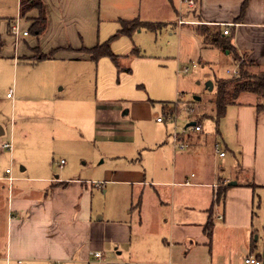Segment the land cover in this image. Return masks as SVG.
<instances>
[{
    "label": "rangeland",
    "instance_id": "rangeland-1",
    "mask_svg": "<svg viewBox=\"0 0 264 264\" xmlns=\"http://www.w3.org/2000/svg\"><path fill=\"white\" fill-rule=\"evenodd\" d=\"M103 3L105 15L98 31L99 43L109 40L111 51L119 55L121 70L117 71L109 57H101L97 64H88L92 69L86 77L78 78V88L82 87L83 91L77 97H88L92 105L95 100L101 99L120 103L122 113L139 102L147 103L149 109L143 119H133L130 113L121 116L124 124L115 130L105 131L108 137L94 132L95 109L93 113L88 111L85 119L78 113L77 122L66 123L77 126V132L82 136L69 142L61 134L72 129L67 124H60L66 118L55 121L53 127H41L37 140L33 131L34 125L41 121L39 117L12 118L17 124L12 129L8 127V132L1 136L12 143L11 152L4 150L8 163L5 158L1 174L9 168L15 178L11 195L29 199L45 196L50 200L45 217L41 219L45 225L46 240L43 242L41 237H37L35 229L23 232L21 239L29 241L32 237L37 245L50 252L46 256L52 258L46 263L41 259L40 262L27 261V246L21 241L16 243V246L24 244L21 248L17 247L18 251L6 253V248L15 243L7 220L5 191V210L0 209V264H55L58 254L51 253V250L59 246L55 228L61 217L81 222L89 217L90 224L81 232L83 226L80 223L78 231L81 236L89 235L90 247L85 252L78 250L71 260L58 259L60 264H89L88 261L94 259V252L103 254L108 260H127V254H130L131 262L135 260L137 264H221L223 256L213 243L210 251L207 246L194 244L188 252L185 247L181 249V245L172 249L168 244L173 237L182 234L186 226H181L180 217L183 214L172 205L171 186L164 182L170 181L173 168L178 174L177 179L190 176L193 172L197 179L203 177V180L216 184V189L223 186L225 176L234 174L237 160H240L241 147L236 135L240 118L252 135L256 129L259 130L260 150L264 151V121L257 124L253 105H230L218 122L211 118L215 79L227 76L226 70L231 69L235 62L249 60L244 54L235 52L231 54V62L224 53L202 48V38L196 34L193 25L178 24L180 19L187 18L184 1L180 4L177 0H103ZM15 11V0H0V15L11 16ZM134 17L153 27L143 26L129 34H119L120 18ZM32 53L34 58L41 54L37 49H33ZM192 64L196 66L192 67ZM186 66H190L187 73L182 71ZM250 71L257 69L250 67ZM208 81L214 84L212 90L206 86ZM194 97L200 100H194ZM252 97L247 96L245 100ZM163 103H173L172 107L177 111L166 115ZM157 118L162 122H157ZM190 122L200 124L203 131L190 130L186 137L191 145L184 150H174L169 134L183 132ZM122 126L128 128L131 137L123 138L124 132L119 129ZM28 129L30 132L27 134ZM216 129L219 134L215 133ZM164 142L165 148L159 149ZM215 142L227 147L225 157L216 155ZM45 149H48L47 152ZM41 162L52 165L53 170L40 172ZM125 171L145 174V182L124 181L125 177L120 172ZM55 175L66 180L68 187L51 190L49 180ZM157 192L168 198V205L161 204V200L154 202ZM194 192L202 198L207 189ZM189 197L187 193L180 195L186 200ZM18 214L21 219L22 214ZM141 223L143 225L139 226ZM65 228L63 225L58 227L63 237L65 235L61 230ZM186 229L193 232L192 228ZM140 240H147L146 247L138 248ZM191 240L194 241L193 238ZM232 264L244 263L241 257H236Z\"/></svg>",
    "mask_w": 264,
    "mask_h": 264
},
{
    "label": "crops",
    "instance_id": "crops-1",
    "mask_svg": "<svg viewBox=\"0 0 264 264\" xmlns=\"http://www.w3.org/2000/svg\"><path fill=\"white\" fill-rule=\"evenodd\" d=\"M15 1L16 11L14 15H0V131L2 132L0 134V203H2L0 209L3 208L5 210L3 197L6 191L7 220L10 225L11 238H13L15 243L12 247L10 245L6 248V253L11 254L12 250L14 252L18 251L17 247L21 248L24 244L16 246V243L21 241L27 246V261L40 262L41 259L46 263L47 260L52 258V256H46V253L50 252L46 248L44 249L42 246L37 245L32 237H30L31 240L29 241L21 238L26 230L33 232L31 230L35 229L37 237H41L43 242L46 240L45 225L41 219L45 217L50 206V200H47L45 196L41 198L36 196L29 199L23 196L15 197L11 195V186L15 178L11 175L9 168H5L1 174L3 169L1 164L5 162V158L8 163V157L4 151L6 149L1 148V143L10 142L6 140L7 137L2 138L1 136L8 132V127L12 129L17 124V122H13L12 118L14 116L20 118L34 115L43 122L47 120L46 123L40 124L39 122L41 121H39L34 125L35 132L33 131V133H36L34 138L37 140L41 127L47 128V125L52 126L55 121H63L65 118L66 121L61 122V125L67 124L66 122L68 121L77 122L76 115L78 113H80L82 119H85L88 111L93 113L95 109L94 118L92 117L94 119V132L101 137H105L104 135H107L105 131L115 130L122 123L124 124L121 116L130 113L133 119L136 117L143 119L145 111L149 109V105L144 102L134 103L129 111L126 110L122 113L120 103L101 99L95 100L92 105L88 97H77L83 91L82 87L78 88V78L82 79V76L85 75L84 77H86L87 73L90 72L92 67H89L88 64H97L98 62L89 59L84 48H89L99 43L98 31L102 16L105 15L103 0ZM28 1L39 2L44 7L47 24L45 31L40 36L31 33L29 26L34 18L39 16L41 9L37 5L30 6ZM129 1L131 2V0ZM177 1L183 4L184 0ZM244 1L193 0L192 6L186 3L187 18L182 15L185 20L180 19L178 24L193 25L194 31L202 38V42H204L203 36L197 31L199 26H220L222 30L221 37L230 41L232 52L227 49H221L216 41L211 44H203L202 48H211L217 50L218 53H224L231 62V54L240 52L249 61H253L257 69L263 70L264 0H246L245 8L241 12V5ZM121 20L129 19L120 18ZM15 22L20 25L21 29L28 31L26 35H20L18 39H15L12 33V26ZM225 28L229 29L226 35L223 34ZM33 49H37L44 54L53 51V56L48 59L34 60ZM235 63L231 69L226 70L227 74H230L231 70L236 67ZM245 105L254 106L251 102H242L233 106L244 107ZM8 117L10 118L9 121ZM256 121L257 124H261L264 121V110L260 113L256 111ZM157 122L162 121L157 120ZM191 123L187 124V129L189 130L186 129L183 132L175 131L169 134L172 138L169 139V142L174 150H184L174 145L173 135L175 134L183 140L186 139L187 147L191 145L186 137V134L191 130L189 128ZM24 125L27 128V125ZM67 125L72 127L73 124L69 123ZM77 129V126H73L72 129L63 131L61 133L62 137L68 142L77 137L81 138L82 135L77 132ZM119 129L121 130L120 132H124L123 138L132 136V134L128 135L130 133L128 128L122 126ZM27 131L28 134L30 131L29 129ZM215 133L219 134V130L216 129ZM27 134L24 135L29 138ZM236 135L237 143L241 147L239 150L240 160H237L234 174L225 176L223 186L226 185V187L223 205L221 203L219 206L218 203L214 202L216 184L203 180V177L197 179V175L193 172L190 176L177 179L178 174L172 168L171 179L168 182H164V184L171 186L170 197L172 205L177 206V211L183 214L180 217L181 226L192 228L193 232L191 233L185 228L182 234L173 237L168 244L172 246V249H177L181 245V249L185 247L188 252L194 244L207 246L210 251L211 243H213V245L217 246L218 253L223 256V260H220L221 264H232L236 257H241L244 263V258L248 256L255 257L260 264H264V151L260 150V140L258 141L259 130L256 129L252 135L242 118L238 119ZM183 136L186 138L184 139ZM165 144V142L160 144L158 148H165ZM49 145L47 144V146ZM222 149L225 151L224 156H219L215 152L219 158L226 156L227 147L223 146ZM47 150L45 149L46 152ZM40 168L39 170L42 173H48L49 170H53L52 165L44 162H41ZM6 169H9L10 172L6 173ZM120 174L125 177L124 181L145 182V174L142 175L141 172L125 171L120 172ZM134 176H137V178ZM8 177H11L12 180L9 181ZM49 181L50 189L53 191L58 188H67L69 185L66 180L59 178L58 175H55L54 179ZM249 184H255L256 186L252 187ZM203 188L207 189V194L202 195V198H200L199 195L195 194L194 190ZM185 193L190 195L187 200L180 198V195ZM157 194L158 196L154 202L161 200V204L164 206L168 205V198H165L159 192ZM143 205L144 199L140 206V212H142ZM18 213L22 214L21 219L18 218ZM209 219L213 221L210 240L204 231V225ZM80 223L83 226L81 228L82 232L86 225L90 224L89 217L84 222L75 219L64 220L63 217L59 219V223L55 228V234L59 238L56 241L59 246L51 250V253L58 254V256H55L57 264H60L57 262L58 259L68 261L74 257L78 250L85 252L89 249V235L81 236V232L78 231V227L81 226ZM60 225L66 227L61 230L65 237L58 230ZM142 225L141 223L139 226ZM253 234H255L254 239L252 238ZM10 244H12L11 239ZM146 245L147 240L138 242L139 249L146 247ZM95 253L98 252H94V259L92 261L89 260V264H137L135 260L131 262L130 259L132 257L130 254H127V260H108L103 254L98 253L99 256H95ZM89 254L92 255V252L89 251ZM162 264L166 263L163 262Z\"/></svg>",
    "mask_w": 264,
    "mask_h": 264
},
{
    "label": "trees",
    "instance_id": "trees-1",
    "mask_svg": "<svg viewBox=\"0 0 264 264\" xmlns=\"http://www.w3.org/2000/svg\"><path fill=\"white\" fill-rule=\"evenodd\" d=\"M28 4L30 6L37 5L38 8L41 9L39 16L34 18L33 22L29 26V31L31 33L35 34L36 36H40L45 31L47 24V18L44 14V7L36 1H28ZM245 5L246 0L241 5V12H243ZM143 26H147L149 28L153 27L152 24L140 21L137 18L121 20L118 33L129 34L133 30ZM197 31L201 34V36H203L204 45L211 44L216 41L218 42V45L221 49H227L229 52H232V45L230 41L221 37L222 30L220 26H199ZM84 50H86L85 52L87 53L88 58L94 62H97L101 57H109L117 68V71L121 70L119 55H116L111 51L109 40L102 43H97L89 48H84ZM52 52L48 54L40 52L41 54L34 58V60L52 58ZM235 64L238 67V75L227 74V76L218 77L215 79V94L214 98L211 100L213 112L211 118L216 122H218L224 116L227 107L230 105L242 102H251L254 104L257 113H260L264 110V69H257V66L254 65L255 63L253 61L246 62L244 59L240 62L237 61ZM250 67H255L257 71L251 72ZM247 96H250V98L251 96L253 97L252 99H249L250 101H246L245 99ZM169 104L171 105L170 108L167 107ZM169 104L163 103V106H165L164 109L166 115H172L177 111V108H174V106L172 107L173 103ZM61 184L64 185L65 183ZM249 186L255 187L256 185L249 184ZM225 187L226 185L216 189L214 202L222 203L223 205ZM212 227L213 221L209 219L204 225V231L209 240L211 239Z\"/></svg>",
    "mask_w": 264,
    "mask_h": 264
},
{
    "label": "built area",
    "instance_id": "built-area-1",
    "mask_svg": "<svg viewBox=\"0 0 264 264\" xmlns=\"http://www.w3.org/2000/svg\"><path fill=\"white\" fill-rule=\"evenodd\" d=\"M184 2L187 3L189 6H192L193 3H194L193 0H184ZM228 32H229L228 28H225L223 30V34L224 35L228 34ZM12 33H13L15 39H18V37L20 35H26L27 31L26 30H22L20 28V25L17 22H15V24L12 26ZM191 66L194 67L195 64H192ZM189 70H190V66H186V67H184L182 69V71L185 72V73H187ZM230 74L238 75V67L236 66L234 69H232ZM8 96H10V94H8ZM157 120L161 121L160 118H157ZM189 128H191L192 131L198 132V131H201L202 126L200 124L194 123ZM173 138H174V141H175L174 145H176L177 148H179V149L187 148V146H188L187 142L185 140L181 139L177 134L173 135ZM213 146H214L215 152L219 156H224L225 151L222 149V146L220 145L219 142H215ZM1 148L2 149H6L8 151H11L12 150V144L10 142H3V143H1ZM9 172H10V170L6 169V173H9ZM8 180L11 181L12 178L8 177ZM95 256H99V254L95 253ZM244 263L245 264H260V262L255 257H252V256L245 257L244 258Z\"/></svg>",
    "mask_w": 264,
    "mask_h": 264
},
{
    "label": "water",
    "instance_id": "water-1",
    "mask_svg": "<svg viewBox=\"0 0 264 264\" xmlns=\"http://www.w3.org/2000/svg\"><path fill=\"white\" fill-rule=\"evenodd\" d=\"M206 86L208 87L209 90H212L213 89V83L211 81H208ZM194 100H200L199 97H194ZM194 123L192 122L191 125H193ZM190 125V126H191ZM1 129V128H0ZM0 134H2V132L0 131Z\"/></svg>",
    "mask_w": 264,
    "mask_h": 264
}]
</instances>
